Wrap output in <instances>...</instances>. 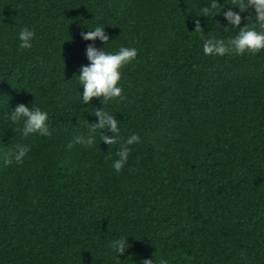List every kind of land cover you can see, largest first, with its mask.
Masks as SVG:
<instances>
[{"label": "trees", "instance_id": "obj_1", "mask_svg": "<svg viewBox=\"0 0 264 264\" xmlns=\"http://www.w3.org/2000/svg\"><path fill=\"white\" fill-rule=\"evenodd\" d=\"M218 2L205 17L208 0H0V264H264V49L204 54L203 39L239 30L220 14L239 9ZM240 15L243 26L254 13ZM96 25L106 46L81 37ZM22 26L35 33L27 49ZM89 43L137 49L122 99L80 102ZM17 103L46 110L50 134L21 135L7 116ZM102 107L119 139L95 129L92 146L76 143ZM18 143L29 146L20 164ZM121 235L117 260L109 241Z\"/></svg>", "mask_w": 264, "mask_h": 264}, {"label": "clouds", "instance_id": "obj_2", "mask_svg": "<svg viewBox=\"0 0 264 264\" xmlns=\"http://www.w3.org/2000/svg\"><path fill=\"white\" fill-rule=\"evenodd\" d=\"M221 4L218 0H208L198 16H215L214 10L217 5ZM231 4L235 5L239 11H233L231 8H223L220 13L223 15L228 25L238 26L239 30L235 36L227 40L223 38L209 39L202 41V50L204 54L222 56L227 52L234 51L237 54L256 52L264 49V0H232ZM250 10V11H249ZM241 12H250L254 15L245 17L248 21L241 25ZM200 27V21H195V29ZM88 28V27H87ZM18 46L20 49H27L32 46L35 36L33 29L22 26L17 32ZM81 37L85 41L95 42L99 40L104 42L105 46L109 42V36L104 30V26L96 25L88 28L87 31L81 32ZM85 55L89 63L80 65L77 80L82 86V92L79 91V100L82 104L87 105L93 98H99L101 104L111 100L122 99V88L119 84L121 80V69L129 62L134 60L137 55L135 47L121 45L115 51H106L105 47L97 48L94 43H89L85 47ZM94 115L97 121L91 123V127L86 135H77L74 137L76 143L92 146L95 139V129H99L100 141L110 145L119 139V123L114 118V114L105 110L104 107L96 108ZM8 118L13 123L20 125L19 132L23 136L29 134L49 135L48 112L39 106H26L24 103H17L15 107L7 113ZM108 130L113 133L109 136L104 131ZM140 137L136 133H131L125 137L120 146L117 148L115 157L111 162V167L119 172L128 160L131 151L130 145L139 142ZM72 146L69 141L68 147ZM29 150L26 144H16L14 150L10 153L11 159L17 164L23 162V158ZM5 162H8L7 160ZM128 236H118L109 241V250L115 259L120 260L118 254H122L129 247ZM142 264H168V260L161 257L158 262L153 259H144Z\"/></svg>", "mask_w": 264, "mask_h": 264}]
</instances>
